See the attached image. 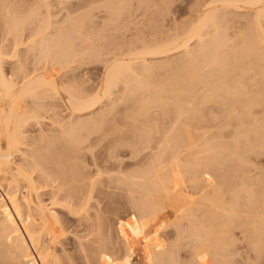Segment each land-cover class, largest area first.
I'll list each match as a JSON object with an SVG mask.
<instances>
[{
	"label": "bare ground",
	"instance_id": "6f19581e",
	"mask_svg": "<svg viewBox=\"0 0 264 264\" xmlns=\"http://www.w3.org/2000/svg\"><path fill=\"white\" fill-rule=\"evenodd\" d=\"M126 1L110 0L106 12L119 18L122 13L117 12ZM139 2L149 8L155 2L165 9L167 6L168 11L172 0ZM37 4V10L25 11L21 0H0V258L14 260L15 264H63L56 247L61 245L65 230L59 215L50 208L60 205L52 201L49 206L41 200L38 202L37 198L35 203L32 195L37 186L32 184V176L24 172L25 167L23 170L22 164L16 165L14 159L23 156L28 146L26 128L31 122L40 125L44 118L42 112L47 113L46 110L54 111L52 114L57 117L56 107L49 104L63 100L71 114L78 116L76 122L71 121L65 128L68 131H86L88 127L95 130L103 116L99 120L93 119L96 122L91 120L92 128L89 117L102 99L113 95L118 86H122V93L130 98L140 94L132 102L130 113L127 112L126 117L131 122L124 124L133 128L132 132L130 128L128 136L119 138L121 142L117 143V147L128 146L133 158L141 157L136 169L118 176V182L127 188L132 198L131 206L139 216V232L148 235L171 224L178 238L187 237L194 242L191 247L195 250L192 255L195 264H213V260L225 258L233 245L232 231L236 229L248 235L255 250L261 253L264 249V177H236L240 171L230 167L236 173L231 178L238 180L232 188L228 174L231 170L229 162L234 163L232 157L236 156L241 166L247 164L238 153L241 138L250 152L262 146L259 143L264 144V0H197L191 20L182 28H176L173 36L142 40L141 50L135 48L126 55L123 52L115 54L105 61L100 88L91 99H88L90 96L87 99L78 96L71 89L72 85L68 87L61 82L60 73L54 69L58 64L62 65L60 61L65 64L71 53L73 59L71 55L69 58L73 62L81 61L80 56L85 55L84 48L80 52L76 43L81 37L83 41L89 39L84 33L85 20L80 22L85 29L76 22L78 20L71 19L72 22L67 23L70 27L58 29V36H51L56 38L49 40L46 37L52 21L49 0H37ZM127 13L128 17L132 16ZM242 13L248 14L237 17ZM38 17L42 20L37 21L41 19ZM236 17L246 22L236 29L237 42L226 33ZM34 19L42 24H37ZM34 23L38 26L31 29ZM28 40H32L29 45ZM25 47H31L29 53H25L27 56L33 52L30 58L26 57L33 64L37 61L32 69L26 66L28 59L20 53ZM179 53L182 57L178 62L168 60ZM49 54H53V58L48 59L56 63L51 66L53 69L39 67L40 60L47 59ZM64 56L67 58L63 62ZM162 59L168 61L153 63ZM161 72H165L167 78L163 75L160 77L164 80L153 81ZM89 114L87 122H80ZM59 123L63 127L69 121ZM254 140L260 146H256ZM37 161L30 162L33 171L41 167ZM57 165L58 169L53 171L41 167L39 177L49 181L52 175H57L65 180L68 174L65 165ZM21 178L27 181L24 183L28 189L18 197L15 186ZM186 190L191 192L188 194ZM227 195L229 200L226 201ZM79 204L74 208L80 209L82 205ZM169 207L176 217L167 225L160 220V214ZM71 208L68 209L74 214L80 213ZM184 222L187 223L184 225ZM129 237L128 259L123 264H132L141 241ZM179 247L177 243L170 251L174 264H179L174 258ZM158 261L162 264V260ZM147 262L150 259L144 257L141 264Z\"/></svg>",
	"mask_w": 264,
	"mask_h": 264
},
{
	"label": "rangeland",
	"instance_id": "374dc122",
	"mask_svg": "<svg viewBox=\"0 0 264 264\" xmlns=\"http://www.w3.org/2000/svg\"><path fill=\"white\" fill-rule=\"evenodd\" d=\"M21 1L24 3V9L22 8V10L32 11L33 9L35 11V9H38V7H36L38 5L37 0ZM60 1L61 0H49V5L51 8L49 16L52 21L50 20V27L46 32L47 39H55L56 37L51 38V36H58V29L60 30L66 29V27H70L67 24L70 22L69 20H78L76 22L79 23L85 20V25L83 26H86V32L84 30L83 31L87 35L86 36L84 34L86 38L89 39H86L84 37V39H86L87 41H83V38L81 37L82 39L80 38V40L82 41L78 40L76 41V43L78 45V50L81 52L84 48L85 51L83 49V54L84 52L86 53L85 55H81L79 59L81 61H76V63L73 62V60H70V55L72 56V59L74 55L69 52L71 53L70 55L68 53V60H70V63L67 62L68 60L66 61L67 63L65 62V64L61 63L60 61V64H62L63 66L59 65L58 63V66H55V61H53L52 63V61L50 60L53 58L51 57V55L53 56V54H49L50 57L48 55L47 59L45 58L42 61L40 60V63L38 62V66H46L50 70L53 69H51V66H55L54 69L57 70L58 73H60V79L62 83L66 84L67 86L69 85L70 87L72 85L71 89L74 92H77L76 94L78 96H82V98L84 97V99H87L88 96H90L88 99H91L92 94L96 91L98 92L97 88L101 85L106 65L104 64L105 61L111 60L115 54L118 55L123 52V54L126 55L127 53H130L128 51L132 49L135 50V48L141 50L143 41H150L151 39L155 40L165 36H173L175 34L176 28H182L183 25L189 22V19L191 20L192 10H194L193 8L196 7L197 0H172L173 3L170 2L168 11H166L167 6L165 9L163 5H159V7L155 4V2H152L149 8L147 6L141 5V3L139 2L141 0H127V6L123 4L121 10L117 12L122 13L118 15L120 16L119 18H117L116 15H113L111 17L106 12L108 11V9L105 7L110 4V0L109 2L108 0H63V3H61ZM124 6L126 7L124 8ZM127 12L131 13L132 16L128 17ZM246 14L248 13L238 14L237 17L242 15L245 16ZM237 17L236 19L231 21L229 29L226 30L229 38H234L233 40L235 42H237L238 39V37L236 38L234 35L236 29H240V27L246 23L240 18L238 20ZM245 19H247V16ZM41 20L42 18L40 20L38 19L37 21ZM34 21L36 20L34 19ZM37 24L41 25L42 22H39ZM37 26L38 25L35 24V26H31V29L32 27L36 28ZM29 41L32 40H28V45L30 43ZM29 49H31V47L27 49L25 47V49H22L20 51V53L26 57L29 53ZM32 53L30 52V55H32ZM30 55L27 57L30 58ZM27 57L25 58L26 60L28 59ZM38 57L41 56L38 55ZM181 57L182 54L179 53L171 56L168 60L178 62ZM65 58L67 57L64 56L63 62L65 61ZM164 60L165 62L168 61L167 59H162L159 61H153V63H164L161 62ZM35 62L33 64V62L28 59L27 65L26 63L25 65L29 69H32V67L35 66ZM71 63L72 65L74 63L75 64L73 66H70ZM164 73L165 72H161V74H157L156 77H154L155 79L153 81H161V79H166L168 75ZM163 75L165 77H163ZM160 76H162L164 79ZM121 89L122 86H118L113 90V95L110 94V97L107 96L108 99L104 97V100L102 99L101 104L91 114L92 116L89 114L82 117L84 119H82L80 122H87L86 120L88 119V116H91L89 117V120L92 123H90L89 125L90 128H92L93 121H95L96 118L99 120L100 117L103 116V120L102 122H100V126H98L99 129L96 128L95 130H90L88 129V127L86 131L70 129L72 134L68 133L70 131L65 128L70 126L71 121L76 122V120H78V118L76 117L78 116L71 114L70 110L63 103V100L57 101L55 102V104H49L50 107L52 105L56 107L55 112H57V117L53 115L54 111L46 110L47 113L42 112L44 113L42 114L44 118H42L43 121L40 120V125H36V123L31 122V124L26 128V134L29 136L27 140V145L29 147H25L23 154L24 157L22 155L15 157L14 163H17L16 165L22 164V169L25 167L24 169L26 170L25 171L23 169L24 172H28L27 174H30V176H32V184L34 183V187L37 186L35 191L38 192V196L35 195V191L32 195L34 202L37 198L38 202L42 201V203H47V205L49 204V206L53 204V202H56L57 205H60L59 207L55 205L57 207L53 208L54 206H52L50 208H52L53 211L59 215V218H61L62 221V226L65 230V236L62 237L61 245H58L56 247L57 253L59 254L57 255L58 257L60 256L61 263L123 264L124 261L128 259L127 254L129 247L127 242L129 241L128 236H130V240H141L140 245H137L136 256L132 264H141L144 261V257L146 259H150V262H147V264H156L159 262V264H161V261L158 260H162V264H171L170 262H168L173 261L171 259L172 255H170L172 252L170 251H173L172 249L177 243L180 244V247L176 254L177 257H174L177 258V262L179 261V264H195V262H193L194 256L192 257V255H194L193 253H195V250L193 249L194 247H191V245L194 246V242H192V240H189V238L187 237L178 238L177 231L171 224V226H164V228L154 230L148 235H144L139 232V216L136 210L131 206L130 201L132 198L127 188L118 182V176H121L122 173L127 174L130 171L136 169L141 157L133 158L130 154L132 153L131 149H129L128 146L127 148L125 147V145L117 147V145H119L117 143L121 142L119 140H121L122 138H126V136H128L127 134H129L128 130L131 127L124 126V124L129 122V119H127L126 116L128 115V113H130L129 110L132 102L136 99V97L138 98L140 94H137L133 97L131 96L130 98L129 95H124L122 93L123 89ZM145 90L146 88L143 90L144 92L142 91V96L145 95ZM72 116H74V118ZM56 119L58 120V122L56 121ZM62 120L63 122L67 123L69 121V123H63L64 126L62 127L59 123V121L62 122ZM54 123L57 125H55ZM132 129L133 128L130 129L131 132ZM41 131L44 132L42 133ZM243 141L244 138H241L239 149L240 151H238V153L243 157V159H245V161H247L246 163L248 165H239L240 162L238 161V158L236 156L232 158L234 161V166L237 167H234L230 162L229 164H231L232 166L227 164V166L229 165V169H231L230 167H232L234 169L236 168V171H240L237 172V174L233 172V169H231L232 172L231 170L229 171L230 176L228 174V180L230 181L232 188H234V186L237 185L238 182L237 179L235 180L234 178H231L233 173L236 174V177L237 175H239V177L243 176L246 178L254 177V179L264 177V148H262L264 144L254 140L253 143H256V146H262L255 147L254 152H250L247 150V148L244 147L245 141ZM47 146L49 147V149ZM242 151L244 153H248L243 154ZM36 159L39 160L37 161ZM30 160L37 161L39 164H41V167H48L47 169L51 171L59 167L57 164L65 165L68 174L65 177V180H63L62 178L59 179L57 175H52V178H50L53 181H44L42 180L43 178L39 177L41 173L38 174L40 172V169L42 168L39 167V170L35 168L36 171H33V168H31L32 166H30L32 165V163H30ZM229 161H231V159ZM30 170L31 172H33H29ZM245 170L247 171V173L245 172L244 174ZM77 174L81 175V177ZM214 178L215 177H213V179ZM25 181L26 180L22 181L21 178L20 182L18 181L19 183H17L19 187L15 186L18 194L16 192L15 193L18 197L24 193L25 189L26 191L28 189V187L25 188V185H27V183H24ZM74 182L79 183L76 184ZM73 186L75 187L74 189ZM72 189L73 191H70ZM16 190L14 188V191ZM74 190L76 194L73 193ZM186 191H188V194L189 192H191L190 190ZM21 192L23 193L21 194ZM67 197L68 199H66ZM86 199L88 202L86 201ZM225 200H229V195L225 197ZM37 201L35 203H37ZM79 203H81V207H79ZM66 205L69 206L68 208L72 207L71 209H75V205H79L77 207H79L81 210L78 208L75 210L80 211V213L78 212L77 214H74L72 212L73 210L68 209ZM25 212H27V210H25ZM175 217L176 215L172 212V209H170V207L165 211V213L160 214V220L167 222V225L169 223H173ZM171 220L172 222H170ZM186 223L187 222H184V225ZM43 238V241L45 242L47 238ZM232 241L233 245L225 253L226 257H220V259L217 258V262L215 260H213V262L211 261L213 264H264V249L261 253L255 250L251 240H249L248 238V235L244 234L242 230L236 229L232 231ZM15 263L17 262L15 261ZM15 263L14 260L0 258V264Z\"/></svg>",
	"mask_w": 264,
	"mask_h": 264
}]
</instances>
